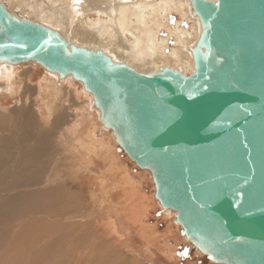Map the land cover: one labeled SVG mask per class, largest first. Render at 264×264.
<instances>
[{
  "label": "water",
  "instance_id": "obj_1",
  "mask_svg": "<svg viewBox=\"0 0 264 264\" xmlns=\"http://www.w3.org/2000/svg\"><path fill=\"white\" fill-rule=\"evenodd\" d=\"M194 72L150 74L0 2V64L71 76L154 198L215 264H264V0H189Z\"/></svg>",
  "mask_w": 264,
  "mask_h": 264
},
{
  "label": "rangeland",
  "instance_id": "obj_2",
  "mask_svg": "<svg viewBox=\"0 0 264 264\" xmlns=\"http://www.w3.org/2000/svg\"><path fill=\"white\" fill-rule=\"evenodd\" d=\"M7 77L12 90L0 94V264H211L163 215L150 174L117 149L111 132L94 138L85 130L89 96L79 83L67 86L75 101L53 96L56 113L43 94L51 77L41 67L13 68L0 83ZM20 108L24 119L16 116ZM74 127L80 138L67 136Z\"/></svg>",
  "mask_w": 264,
  "mask_h": 264
},
{
  "label": "bare ground",
  "instance_id": "obj_3",
  "mask_svg": "<svg viewBox=\"0 0 264 264\" xmlns=\"http://www.w3.org/2000/svg\"><path fill=\"white\" fill-rule=\"evenodd\" d=\"M0 2L17 18L43 24L59 32L70 45L101 50L114 62L127 64L140 73L160 72L164 68H171L185 75L194 72L192 48L196 45L202 30L189 0H0ZM28 64L35 66L34 63ZM23 65L0 64V80L3 74L9 75L13 68ZM47 77L51 78L43 94L49 96L47 98L51 101L50 109L57 113L60 107L57 103H52L56 98L53 96H66L69 101H75L73 94L75 89H68L72 87L69 81L74 80L71 76L60 79L57 74L49 72ZM12 85V81L7 77L0 83V94L10 92ZM85 103L89 116L81 123L88 131V128L93 130L94 138H102L109 130L100 124L99 113L90 96L86 98ZM26 114L23 108L16 111L18 119H24ZM76 117L77 115L74 121ZM43 118L47 121V117ZM74 130L75 127L68 128L65 132L69 138H80ZM110 140L115 143L112 134ZM116 147L120 148L117 144ZM114 151L115 149H111L113 156ZM53 178L49 176L48 183H53L55 180ZM144 197L142 198L145 199ZM153 199L163 215L180 227L176 221L177 212L172 209L163 210L154 198V192ZM182 238L186 245L195 249L184 233ZM196 251L202 257H207ZM209 261L215 264L210 259Z\"/></svg>",
  "mask_w": 264,
  "mask_h": 264
},
{
  "label": "crops",
  "instance_id": "obj_4",
  "mask_svg": "<svg viewBox=\"0 0 264 264\" xmlns=\"http://www.w3.org/2000/svg\"><path fill=\"white\" fill-rule=\"evenodd\" d=\"M73 94L75 95V99H76V93H73ZM73 123H75L74 120H73V122L71 123V125H72ZM88 129H89V131L92 130L91 128H88ZM85 130L88 131L87 128H86ZM97 160L100 161V162L102 163V160H101V159L97 158Z\"/></svg>",
  "mask_w": 264,
  "mask_h": 264
}]
</instances>
